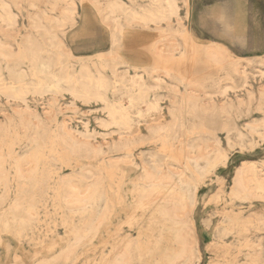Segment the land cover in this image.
Listing matches in <instances>:
<instances>
[{
  "label": "bare ground",
  "instance_id": "6f19581e",
  "mask_svg": "<svg viewBox=\"0 0 264 264\" xmlns=\"http://www.w3.org/2000/svg\"><path fill=\"white\" fill-rule=\"evenodd\" d=\"M105 1H95L93 5L99 11L104 24L111 26L110 40L114 45L124 39L126 28L154 29L174 36L173 33H177L179 28L184 26L179 0ZM184 1L187 4L188 1ZM24 5L28 6L31 12L28 14L29 30L22 34L16 29L18 14L13 9L20 10ZM81 8L83 7L76 0H0V206H4L6 199H9L3 197L2 192L9 193L14 189L23 193L8 202L11 212H0V223L10 229L13 220H31L36 214L33 210H36V207H47L49 202L64 209L68 208L73 213H84L88 220L74 230L75 240L66 250L70 255L88 235L95 236L103 228L111 188L105 185L103 170H115L125 165L136 166L133 150L135 146L157 139L173 142L172 140L178 137L177 130L186 128L189 134H198V137L183 143L181 158L151 153L150 163L143 167L145 182L138 189L140 202L151 206V217L155 218V222L158 220L156 234L152 233L155 238L153 244L156 245L151 249L155 258L153 264H192L196 257L201 259V255L195 254L199 239L191 225L193 214L195 215V201L197 202L200 196V185L193 186L195 189L190 196L184 187V177L194 168L201 167V161L208 162L212 167L219 162L226 164L229 154L220 147L221 140L216 131L200 132L197 131V126H186L182 123L184 117L176 109L180 103L178 94L182 83L166 78L170 75L167 67L132 64L127 60L129 50L114 45L112 48L119 55V62L125 64L123 72L118 64H109L103 50L75 59L64 37L68 30L73 29L79 22ZM48 9L55 13H49ZM169 42L170 40L166 39L160 51L172 55L180 45ZM208 55L217 63H225L229 59L228 52L222 47H212ZM240 63V60H236L233 65L225 68L223 80L208 85H193L189 82L183 84L187 93L180 100L186 107L183 112L190 121L208 120L203 115L208 110V107L203 105L206 100L212 102L214 109L219 107L226 113L244 105L249 107L254 100H257L259 109H264V84L259 86V93L250 89L247 73ZM130 68L134 69V74H130ZM259 74L260 78L264 79V69H261ZM161 89L168 91L166 96L170 101L172 125L164 123L162 119L160 102L163 98L156 96L153 101L147 100L150 93ZM109 91L124 93L127 97L118 103L112 102L108 99ZM63 92H69L84 101L100 100L105 103L107 118L103 119L102 123L112 127L108 136L102 135V141L97 142L91 139V134L77 133V130H73L71 124L66 122H62L55 129L45 126L43 122L48 120L47 118L54 119L52 108L47 109L48 117H42L30 109L29 96L44 97L50 93L54 99ZM216 97L218 99H215ZM133 109H136V116H133ZM151 112H158V115L147 117ZM211 120L215 121L213 118ZM142 122L146 123L148 138L143 132L140 124ZM253 124L251 127L254 129L264 127V119H254ZM226 128L228 144L231 146L232 132H235V137L244 146L247 134L240 130L236 123ZM123 148L129 152L116 155ZM244 163L235 177L232 194L249 201L251 207H256L252 206L255 202L264 201V173L257 171L254 161ZM65 168H70L71 172L66 174ZM198 170L195 171L199 172ZM161 173L165 175L161 176ZM30 191L32 193H29ZM192 196L194 202L190 203L188 200ZM121 199L124 200L123 197ZM121 199L120 202L123 201ZM116 203H119V200ZM113 208L114 206L111 209ZM23 211L27 214L22 215ZM254 212L246 216V222L257 230L259 223L264 225V210H260L262 213L258 217L255 214L259 210L257 212L255 209ZM235 218L241 219L240 214ZM151 221L153 222V219ZM244 229L246 232L253 231ZM167 235L176 240L178 249L168 253V247H164L162 253L156 254L164 236ZM127 237L120 245L113 246V253L109 258H104L103 264H145L142 255H139L141 252H135L137 240ZM140 239L142 241V238ZM151 251L148 249V255ZM227 257L224 256L223 263L227 261L225 264L228 263ZM44 262L48 261L38 264H45Z\"/></svg>",
  "mask_w": 264,
  "mask_h": 264
},
{
  "label": "rangeland",
  "instance_id": "374dc122",
  "mask_svg": "<svg viewBox=\"0 0 264 264\" xmlns=\"http://www.w3.org/2000/svg\"><path fill=\"white\" fill-rule=\"evenodd\" d=\"M95 1L99 0H76L83 8L80 9L79 22L73 29L68 30L64 37L65 43L74 53L73 57L75 59L82 55L86 56L103 50L109 64H118L120 71L123 72L125 64L119 62V55L112 48L114 44L110 40L111 26L106 22L104 24V21L101 20L99 11L93 5ZM187 1L186 4L184 0H179L184 26L179 28L177 33L174 32V36L160 30L126 28L125 32H127L125 34L128 37L125 35L124 39L120 41L121 43L118 42L114 46L129 50L127 51V60L132 64L143 67H167L170 75L168 74L165 77L175 79L179 84L182 83L178 94L180 103L176 108L184 117L182 123L186 126H197V131L200 132L216 131L221 140L220 147L229 154L226 164L219 162L215 167H212L208 162L201 161L199 170L194 168L184 177L186 183L184 187H186L185 189L190 196L193 195L195 189L193 186L200 185V196L197 202L195 201V215L193 214L191 225L199 239L195 254L197 256L201 255V259L196 257L192 264H225L227 261L223 263L224 256H228L227 264H247L248 262L264 264V225L259 223L257 231L246 222V216L251 213L254 214L255 209L257 212L259 210L255 216H260L262 213L260 210H264V201L255 202L252 206L256 207H251L249 201L242 200L232 194L235 177L239 169L245 164L244 162L254 161L257 165V171L264 173V127H258L257 129L251 127L254 125V119L256 121L264 119V109H259L257 100H254L249 107L244 105L240 109L234 108L226 113L220 110L219 107L214 109L212 102L206 100L203 105L208 107V110L203 115L208 120L193 122L183 112L186 107L180 100L187 93L184 83L208 85L214 81L223 80L225 68L233 65L236 60H240V66L245 68L250 83L249 88L253 89L255 93H259V86L264 84V79H261L259 74L260 70L264 69V51L260 52L264 47V0ZM105 2V0H102L101 3ZM13 11L18 14L16 29H19L20 33L23 34L29 30L28 14L31 10L24 5L20 10L14 8ZM48 11L49 13H55V11L49 9ZM166 39L170 40L169 43L180 45L172 55L160 51ZM212 47L224 48L229 54V59L225 63H217L208 55L209 49ZM129 72L134 74L135 71L130 68ZM167 93L166 89L152 92L148 95L147 100L153 101L156 96H161L163 98L160 102L162 119L164 123L172 125V116L169 113L170 101L166 96ZM242 93L244 97L245 91ZM72 96L69 92L58 94L54 99H52L50 93H47L44 97L29 96L28 104L31 106V110L36 111L42 117H48L46 115L47 109L52 108L54 119L47 118L48 120L43 122L45 126L55 129L62 122H66L68 125L71 124L70 127L75 131L77 130V133H89L92 136L91 139H95L97 142L102 141V137L107 135L112 128L102 123L103 119L107 118L105 103L100 100L84 101ZM125 97L127 96L124 93L108 92V99L112 102L118 103ZM202 99L204 100L205 97H202ZM215 99H218V97ZM133 112V116H136V109H133ZM156 115H158V112H151L146 116L154 117ZM228 116H232V118H228ZM211 118L215 121L213 122ZM235 123L240 130L247 134L244 139V146L235 137V132H232L231 146L226 139V127ZM140 124L144 134H146L145 136L148 138L149 131L145 126L146 123L142 122ZM187 131L186 128L178 129V137L172 140L174 143L157 139L150 143L135 146L133 150L137 162L136 166L125 165L115 170H103L102 177L105 185L107 188L111 187L108 193L110 199L106 219L102 224L103 228L95 236L88 235L81 245L71 252L72 254L69 255L66 250H68V245L75 240L74 230L84 225L88 220V216L86 217L84 213H73L68 208L64 209L49 202L47 207H36L33 213L39 214H35L31 220L17 218L13 220L10 229L0 223V264H38L43 261H48L44 262L45 264H103L104 260L113 253V246H118L126 241L127 236H130L131 239L134 238V241L137 240L135 252H141L138 254L142 255L144 263L153 264L155 258L152 256L151 249L156 245L153 244L155 238H153L152 233L154 232L155 235V230L159 226L158 220L155 222V218L151 217V206L143 204L142 201L140 202L138 188L145 182L143 167L144 165L148 166L150 163L151 153H158L159 156L169 155L174 158H181L183 143L198 137V134L191 135ZM128 152L126 148H123L116 155L119 153L127 154ZM200 169H203V171H200ZM64 172L66 174L70 173V168H65ZM200 172H203V174H200ZM162 175H165V173H161ZM197 175H200L198 176L200 179ZM118 184L121 190H119ZM29 193H32V191ZM22 194L21 191L14 189L9 193L2 192V196L9 197V199H6L4 206H0V212H11L12 209L9 207L8 202L10 203L15 196ZM122 197L124 200L121 199ZM120 199L124 203L123 201L120 202ZM118 200L119 203H116ZM188 202H194V196ZM113 206L115 208H113L114 212L111 209ZM26 214V211L22 212V215ZM239 214L241 219H236L235 216ZM105 227L106 229H104ZM243 227L252 229V233L246 232ZM140 238H142V241ZM164 238L156 254L162 253L164 247H168V253L175 252L178 249L179 246H176L177 242L172 239V236L167 235ZM141 242L143 243L140 245ZM136 246L142 248H136ZM148 249L151 251L150 255H148Z\"/></svg>",
  "mask_w": 264,
  "mask_h": 264
},
{
  "label": "crops",
  "instance_id": "0c3cea01",
  "mask_svg": "<svg viewBox=\"0 0 264 264\" xmlns=\"http://www.w3.org/2000/svg\"><path fill=\"white\" fill-rule=\"evenodd\" d=\"M261 43H262V41H261ZM264 51V47L262 48V50L260 51L261 53Z\"/></svg>",
  "mask_w": 264,
  "mask_h": 264
}]
</instances>
